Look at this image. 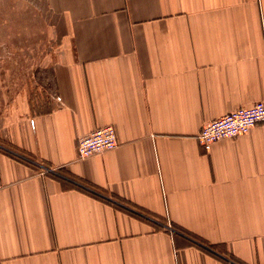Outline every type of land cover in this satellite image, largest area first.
I'll return each instance as SVG.
<instances>
[{
	"label": "crops",
	"instance_id": "crops-1",
	"mask_svg": "<svg viewBox=\"0 0 264 264\" xmlns=\"http://www.w3.org/2000/svg\"><path fill=\"white\" fill-rule=\"evenodd\" d=\"M37 2L51 99L4 126L0 264H264V121L197 141L264 103V0Z\"/></svg>",
	"mask_w": 264,
	"mask_h": 264
},
{
	"label": "rangeland",
	"instance_id": "rangeland-1",
	"mask_svg": "<svg viewBox=\"0 0 264 264\" xmlns=\"http://www.w3.org/2000/svg\"><path fill=\"white\" fill-rule=\"evenodd\" d=\"M37 0H0V140L7 122L51 99L45 69L55 48ZM46 109V108H45Z\"/></svg>",
	"mask_w": 264,
	"mask_h": 264
},
{
	"label": "built area",
	"instance_id": "built-area-1",
	"mask_svg": "<svg viewBox=\"0 0 264 264\" xmlns=\"http://www.w3.org/2000/svg\"><path fill=\"white\" fill-rule=\"evenodd\" d=\"M263 121L264 103L256 102L248 108L236 109L204 124L197 136V141L204 152H209L216 142L243 136L256 124ZM117 144L114 128L112 126H105L97 128L90 134L79 138L76 152L78 158L85 159L92 155L112 150L116 148ZM1 187L2 183L0 180V189Z\"/></svg>",
	"mask_w": 264,
	"mask_h": 264
},
{
	"label": "bare ground",
	"instance_id": "bare-ground-1",
	"mask_svg": "<svg viewBox=\"0 0 264 264\" xmlns=\"http://www.w3.org/2000/svg\"><path fill=\"white\" fill-rule=\"evenodd\" d=\"M117 147V146H116Z\"/></svg>",
	"mask_w": 264,
	"mask_h": 264
}]
</instances>
